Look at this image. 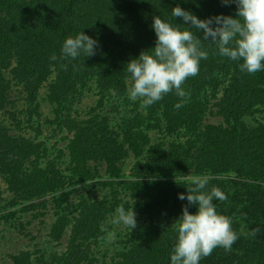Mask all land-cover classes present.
Instances as JSON below:
<instances>
[{"label": "trees", "instance_id": "trees-1", "mask_svg": "<svg viewBox=\"0 0 264 264\" xmlns=\"http://www.w3.org/2000/svg\"><path fill=\"white\" fill-rule=\"evenodd\" d=\"M177 5L200 19L236 13L222 0H0V225L33 237L36 220L54 217L47 244L9 264H169L171 225L187 204L178 193L196 174L225 192L217 210L239 234L200 264H264V71L241 72L203 42L208 59L185 81L182 108L174 93L147 109L127 97V62L155 46L154 16L183 24L171 17ZM81 30L99 41L96 54L60 58ZM120 205L138 224L112 236Z\"/></svg>", "mask_w": 264, "mask_h": 264}, {"label": "clouds", "instance_id": "clouds-1", "mask_svg": "<svg viewBox=\"0 0 264 264\" xmlns=\"http://www.w3.org/2000/svg\"><path fill=\"white\" fill-rule=\"evenodd\" d=\"M222 3L236 5L235 17L221 14L200 19L179 5L171 9V17L181 18L183 24L173 25L159 15L153 17L151 28L156 36L155 46L126 64L131 81L127 88L128 99H140L141 107L147 109L174 93L180 98L174 107L182 108L191 98V93L183 87L185 81L197 76L200 62L208 59L203 42L215 44L220 57L238 62L241 72L264 71V0H222ZM201 32L202 36H198ZM98 47L99 41L81 30L63 41L60 58L75 61L81 55L91 57ZM57 59L56 55L50 56V60ZM186 179L188 186L182 185L187 192L178 193V199L187 204L182 206V214L171 225L176 235L169 264H200L216 248L230 252L239 239L231 217L217 210L215 201L228 199L225 192L218 187L209 189L206 174ZM191 206L196 207L195 212L189 211ZM111 223L131 231L137 226L136 213L133 208L120 205ZM258 231V228L252 229L249 234L255 236Z\"/></svg>", "mask_w": 264, "mask_h": 264}, {"label": "rangeland", "instance_id": "rangeland-1", "mask_svg": "<svg viewBox=\"0 0 264 264\" xmlns=\"http://www.w3.org/2000/svg\"><path fill=\"white\" fill-rule=\"evenodd\" d=\"M96 99L97 96L95 93L88 95L86 98L83 99L82 103H80V108L87 109L89 106L93 105ZM43 112L49 117L52 116L50 109L47 107L46 104H44L43 106ZM5 121L10 122L11 129L17 133V129L14 128L12 119L10 117H6ZM150 135H152L157 140L160 136L159 133L154 130L150 131ZM51 143L54 144L53 141H51ZM63 145L64 143L62 142L59 144V147H62ZM127 173L130 174V171L128 170ZM0 187L3 188L1 180ZM50 211L51 210L49 209V214L41 219L44 223H41V220H36L33 226L29 228L27 226L29 230L34 231L31 232L33 234V237H31V235L26 236V232H23L22 230L18 231L14 229L13 226L0 225V264H9V254L16 253L19 250H34L35 248H40L43 247L44 244H47L49 226L54 221V217L52 216ZM115 228L116 230H118V232L114 231L112 233V236H117V233H119V231L127 230V228L123 225H116ZM66 240L67 239H64L61 245L54 247V251L65 252L67 249Z\"/></svg>", "mask_w": 264, "mask_h": 264}]
</instances>
